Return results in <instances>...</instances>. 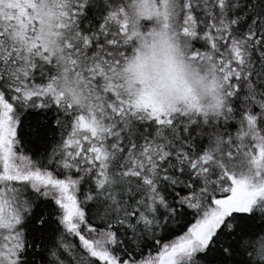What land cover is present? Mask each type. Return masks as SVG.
Returning a JSON list of instances; mask_svg holds the SVG:
<instances>
[{"label": "snow or ice", "instance_id": "1", "mask_svg": "<svg viewBox=\"0 0 264 264\" xmlns=\"http://www.w3.org/2000/svg\"><path fill=\"white\" fill-rule=\"evenodd\" d=\"M0 264H264V0H0Z\"/></svg>", "mask_w": 264, "mask_h": 264}]
</instances>
